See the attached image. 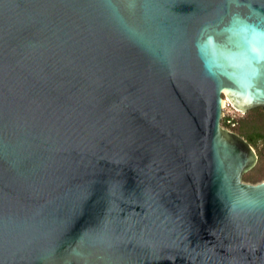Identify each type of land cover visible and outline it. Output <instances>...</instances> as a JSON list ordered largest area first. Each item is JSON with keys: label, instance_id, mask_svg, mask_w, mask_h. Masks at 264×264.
<instances>
[{"label": "water", "instance_id": "water-1", "mask_svg": "<svg viewBox=\"0 0 264 264\" xmlns=\"http://www.w3.org/2000/svg\"><path fill=\"white\" fill-rule=\"evenodd\" d=\"M264 0H0V264H264Z\"/></svg>", "mask_w": 264, "mask_h": 264}, {"label": "trees", "instance_id": "trees-1", "mask_svg": "<svg viewBox=\"0 0 264 264\" xmlns=\"http://www.w3.org/2000/svg\"><path fill=\"white\" fill-rule=\"evenodd\" d=\"M222 125L244 138L252 148L258 150V161L248 173L244 174L245 182L256 184L264 179V111L261 108H254L246 112L242 117H237L233 125L226 124L222 119ZM262 147L258 149L257 144Z\"/></svg>", "mask_w": 264, "mask_h": 264}, {"label": "built area", "instance_id": "built-area-1", "mask_svg": "<svg viewBox=\"0 0 264 264\" xmlns=\"http://www.w3.org/2000/svg\"><path fill=\"white\" fill-rule=\"evenodd\" d=\"M231 108H232V105L228 101H226V104H224L223 106L222 119H226L228 124L233 123L237 115L236 111L233 112Z\"/></svg>", "mask_w": 264, "mask_h": 264}, {"label": "flooded vegetation", "instance_id": "flooded-vegetation-1", "mask_svg": "<svg viewBox=\"0 0 264 264\" xmlns=\"http://www.w3.org/2000/svg\"><path fill=\"white\" fill-rule=\"evenodd\" d=\"M257 108H259V107H257ZM261 109H262V108H261ZM231 110H232L233 112L236 111V113H237V112H241V113H243L244 115L246 114V112H242V111L238 110L234 105H232ZM262 110L264 111V109H262ZM236 116H237V115H236ZM236 118H237V117H236ZM226 124H228L227 121H226ZM221 125H222V120H221ZM228 125H233V123L228 124ZM222 127L225 128V129H227L228 131L234 133L233 131L229 130L227 127H224L223 125H222ZM234 134H236V133H234ZM237 135H238V134H237ZM257 158H258V155H257ZM257 161H258V160H257ZM250 170H252V169H250ZM250 170H248V171H246L245 173H243V175H242V181H243V182H245V181L243 180V176H244V174L248 173ZM262 181H263V180H262ZM245 183H248V182H245ZM258 183H259V182H258ZM250 184H251V183H250ZM256 184H257V183H256Z\"/></svg>", "mask_w": 264, "mask_h": 264}, {"label": "rangeland", "instance_id": "rangeland-1", "mask_svg": "<svg viewBox=\"0 0 264 264\" xmlns=\"http://www.w3.org/2000/svg\"><path fill=\"white\" fill-rule=\"evenodd\" d=\"M226 100H227V99H226ZM236 114H237L236 117H242V116H244V114L241 113V112H237ZM257 147H258V149H260V147H262V144H261V143H258V144H257ZM254 150H255V152H256V154H257V151H258V150H256V149H254ZM263 158H264V155H263ZM263 180H264V179H263Z\"/></svg>", "mask_w": 264, "mask_h": 264}, {"label": "bare ground", "instance_id": "bare-ground-1", "mask_svg": "<svg viewBox=\"0 0 264 264\" xmlns=\"http://www.w3.org/2000/svg\"><path fill=\"white\" fill-rule=\"evenodd\" d=\"M226 101H228V100L224 99V101H223V106H224V104H226Z\"/></svg>", "mask_w": 264, "mask_h": 264}]
</instances>
